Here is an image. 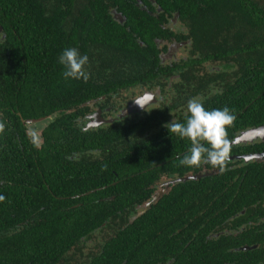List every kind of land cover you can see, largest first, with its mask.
I'll return each mask as SVG.
<instances>
[{
	"label": "flooded vegetation",
	"instance_id": "af4514ba",
	"mask_svg": "<svg viewBox=\"0 0 264 264\" xmlns=\"http://www.w3.org/2000/svg\"><path fill=\"white\" fill-rule=\"evenodd\" d=\"M225 3L228 14L242 7L241 24L214 22L224 0H0V190L21 205L115 209L81 238V258L70 252L72 264H117L113 253L101 257L117 241L107 225L160 206L178 208L179 229L193 224L183 235L194 245L215 240L230 264L244 252L264 264V114L253 113L249 99L257 89L251 74L264 72V0ZM66 48L88 56L87 81L63 79ZM194 97L206 110L228 107L236 116L223 173L210 164L178 166L191 143L163 127L184 122ZM142 145L147 155L136 164ZM75 176L92 184L65 193ZM127 180L132 200L121 203L117 187ZM238 181L244 205L228 215ZM209 198L218 219L204 220ZM166 258L154 264H172Z\"/></svg>",
	"mask_w": 264,
	"mask_h": 264
},
{
	"label": "trees",
	"instance_id": "16d2710c",
	"mask_svg": "<svg viewBox=\"0 0 264 264\" xmlns=\"http://www.w3.org/2000/svg\"><path fill=\"white\" fill-rule=\"evenodd\" d=\"M211 1L214 2V0ZM253 5V3L250 4V6ZM227 8L224 0L223 9H219L216 16H213L214 22L226 24L237 21L241 24L243 12L240 9L242 7H237L235 10L238 11L230 14L227 13ZM250 50L254 51L252 47ZM251 75V81H255L252 85L257 88L251 90L249 95V99L253 102L252 107L255 108V111L252 112L264 114V72L262 74L258 70H254ZM2 84L3 81H0L1 86ZM256 121L258 122L257 118ZM141 147L145 151L138 155L139 159L136 164L141 163V155H143L142 158L147 155L146 146L142 145ZM49 149L50 147L46 143L44 150L38 154L40 165L45 152ZM128 164L125 169H131L130 163ZM2 166L0 164V172ZM117 172L120 171L117 169ZM91 184L92 181L87 183L84 178L75 176L64 185L63 191L68 193L73 190L76 194L85 191ZM132 184V180H127L117 187L119 194L117 201L124 203L132 200V196L127 195ZM209 184L212 183L207 185ZM239 184L238 181L234 187V198L228 215L234 214L244 205L243 200L236 197L244 186L243 182L240 186ZM105 194L106 191H103L88 198ZM203 194L209 196L211 192L204 191ZM0 195L5 197L0 202V264H57L58 262L72 264L73 258L69 255L70 252H73L74 257L79 255L78 258H81V246L83 245L81 238H85L91 230L101 226L106 212L113 213L115 210L107 203L72 209L44 206L41 202L35 206L21 205L18 199L10 193V189L5 192L0 190ZM212 208L213 204L209 198L208 203L203 207L204 220L218 219L212 213ZM117 210L124 209L117 208ZM185 224L187 223L184 222L179 229L178 208L174 206L152 208L147 214L132 223L116 225L112 221L107 226L117 234L116 245L101 257L110 256L113 253V256L117 257V264H122L123 261H126V264H135L137 259H141V264H154L156 259L164 254L165 257L173 259L172 264H230L228 260L231 254L227 253V248L224 245L215 240L203 241L201 239L197 245H194L191 242L194 237L183 235L184 232H194L193 224H188V227L183 229ZM178 229V232L181 233L179 235L156 236L160 232L172 233L177 232ZM172 240H176L178 249L169 244L168 250H166L165 243ZM182 240H184L183 245L181 244ZM187 243L190 244L185 248ZM113 248L115 251L111 250ZM169 253L170 256H168ZM237 260L236 264H259L261 261L258 254L254 255V252L239 253Z\"/></svg>",
	"mask_w": 264,
	"mask_h": 264
},
{
	"label": "clouds",
	"instance_id": "9594fccd",
	"mask_svg": "<svg viewBox=\"0 0 264 264\" xmlns=\"http://www.w3.org/2000/svg\"><path fill=\"white\" fill-rule=\"evenodd\" d=\"M59 63L63 66L61 75L65 81H87V55H81L75 48H66L59 56ZM186 109L184 122L173 119L163 125L170 134L181 140L187 139L191 143L188 152L179 160L178 166L194 168L210 164L223 173L227 170L232 147L227 130L233 126L236 116L228 107L206 110L199 97L189 99ZM4 130L5 124L0 121V133ZM4 199L5 197L0 195V202Z\"/></svg>",
	"mask_w": 264,
	"mask_h": 264
}]
</instances>
